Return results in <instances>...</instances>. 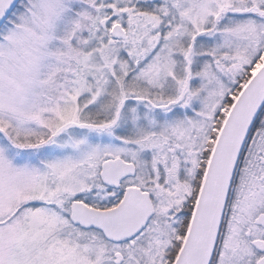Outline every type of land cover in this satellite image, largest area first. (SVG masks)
Returning <instances> with one entry per match:
<instances>
[{"label":"snow or ice","instance_id":"6c2138e0","mask_svg":"<svg viewBox=\"0 0 264 264\" xmlns=\"http://www.w3.org/2000/svg\"><path fill=\"white\" fill-rule=\"evenodd\" d=\"M0 264H264V0H0Z\"/></svg>","mask_w":264,"mask_h":264}]
</instances>
